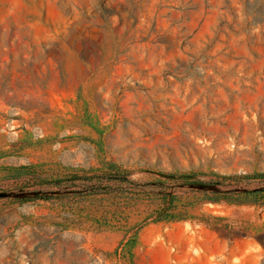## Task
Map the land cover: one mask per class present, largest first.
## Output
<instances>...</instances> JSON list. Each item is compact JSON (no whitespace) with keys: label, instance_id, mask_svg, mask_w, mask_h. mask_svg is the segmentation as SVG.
<instances>
[{"label":"rangeland","instance_id":"374dc122","mask_svg":"<svg viewBox=\"0 0 264 264\" xmlns=\"http://www.w3.org/2000/svg\"><path fill=\"white\" fill-rule=\"evenodd\" d=\"M110 164L264 189V0H0V264H264L260 200L170 187L184 219L135 233L26 200Z\"/></svg>","mask_w":264,"mask_h":264},{"label":"trees","instance_id":"16d2710c","mask_svg":"<svg viewBox=\"0 0 264 264\" xmlns=\"http://www.w3.org/2000/svg\"><path fill=\"white\" fill-rule=\"evenodd\" d=\"M109 166V171L112 172L62 177L50 181L39 180L35 184L48 186V189L37 191L26 200H39L69 207L83 222H91L96 228H117L126 233L134 230L135 233L147 223L184 219V213H176L180 198L176 191H170V187L210 184L179 182L178 178H182L181 176L163 173H160V180L141 183L132 180L128 171H115L114 165ZM259 176L264 178V173ZM171 181L177 183L171 185ZM113 184H117L118 187H114ZM77 185L80 186L79 189L73 188ZM203 193L210 194L212 197H208V200L212 202L224 200L236 204H253L260 200L264 203V189L260 191L203 190ZM144 201H150V204L155 202L156 206L148 215L132 224L130 220L134 216V208ZM181 207L185 206L181 205Z\"/></svg>","mask_w":264,"mask_h":264},{"label":"water","instance_id":"95a60500","mask_svg":"<svg viewBox=\"0 0 264 264\" xmlns=\"http://www.w3.org/2000/svg\"><path fill=\"white\" fill-rule=\"evenodd\" d=\"M204 187V190H215L216 189V185H213V184H204V185H194V184H190L188 185V187ZM1 196H9L10 194H7V193H2L0 194ZM14 196L16 197H22V195L20 194H15Z\"/></svg>","mask_w":264,"mask_h":264}]
</instances>
